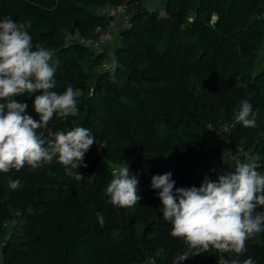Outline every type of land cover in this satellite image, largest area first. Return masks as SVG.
<instances>
[{"label":"trees","instance_id":"trees-1","mask_svg":"<svg viewBox=\"0 0 264 264\" xmlns=\"http://www.w3.org/2000/svg\"><path fill=\"white\" fill-rule=\"evenodd\" d=\"M124 5L131 25L111 49L118 64L113 73L103 69L105 51L69 36L97 39V27L105 29L111 19L100 11ZM162 5L164 13L149 10L143 0H0V20L30 23L33 50L37 44L53 50L52 90L62 94L71 86L78 92V115H54L51 131L80 126L96 140L85 153L87 167L72 170L82 179L67 175L57 158L35 169L0 172V264H173L185 252L189 259L180 264H218L215 250L192 256L182 238L171 236L151 180L171 173L174 193L199 188L205 177L217 181L239 161L231 149L223 151L227 142L253 155L264 174V0ZM41 94L15 97L37 122L34 99ZM244 100L258 110L256 127H233ZM113 166H128L137 177L142 199L136 205L109 203ZM16 179L21 187L13 190L9 181ZM248 257L264 264V232L246 241L238 258Z\"/></svg>","mask_w":264,"mask_h":264},{"label":"clouds","instance_id":"clouds-1","mask_svg":"<svg viewBox=\"0 0 264 264\" xmlns=\"http://www.w3.org/2000/svg\"><path fill=\"white\" fill-rule=\"evenodd\" d=\"M30 23H17L11 17L0 20V172L19 171L25 165L39 168L57 158L69 176L77 180L83 175L73 169L87 167L85 153L96 142L90 130L74 127L67 132H52L49 122L54 115L62 118L77 116L78 92L71 86L62 94L55 87L56 64L53 50L36 45L27 29ZM118 66L113 58L111 70ZM113 80L115 76L111 77ZM42 90L34 99V110L40 114L35 121L25 114L28 105L15 97L32 95ZM258 110L244 100L235 114V123L243 127H256ZM40 129L41 131H37ZM47 130V135L45 131ZM258 165L237 161L234 171L220 175L217 181L205 177L199 188H175L171 173L155 175L151 187L159 189L162 218L172 226L171 236L182 238L192 251V256L215 250L218 264H254L251 257L241 261L238 257L246 251V241L264 232V174ZM49 175L54 173L49 172ZM113 179L106 188L109 203L118 207H132L142 199L138 192L139 181L128 166H113ZM9 188L21 187L19 179L10 180ZM101 227L104 216L97 213ZM164 249L156 253L161 255ZM224 253H235L231 260ZM189 259L185 252L173 264Z\"/></svg>","mask_w":264,"mask_h":264},{"label":"built area","instance_id":"built-area-1","mask_svg":"<svg viewBox=\"0 0 264 264\" xmlns=\"http://www.w3.org/2000/svg\"><path fill=\"white\" fill-rule=\"evenodd\" d=\"M126 6H122L118 9L111 7H105L100 11V14L110 17L108 26L104 29L98 26L96 31L98 38L95 40H84L76 35H70V39L73 41H79L84 43L87 47L97 53L104 52L106 48L111 44L112 46L118 41L120 33L131 25L130 16L125 12ZM159 11L164 13V6H159ZM110 45V46H111ZM112 62H106L103 65V69H110Z\"/></svg>","mask_w":264,"mask_h":264},{"label":"rangeland","instance_id":"rangeland-1","mask_svg":"<svg viewBox=\"0 0 264 264\" xmlns=\"http://www.w3.org/2000/svg\"><path fill=\"white\" fill-rule=\"evenodd\" d=\"M146 1L145 4L147 5V7L149 8V10H157L158 7L160 5H162L163 2H165V0H144ZM145 5V6H146ZM111 44H109V46L106 48L105 52L107 53V61L109 62H113V54H112V45L110 46ZM261 61H264V53H262L261 55ZM101 69L98 68V71H100ZM223 129H219V130H215V132L213 133L214 137H213V140L214 141H218L220 137V132L222 131ZM216 136V137H215ZM225 142V141H224ZM224 145V148H223V151L225 153L228 152V149H231L232 152L234 153H237V157H238V160L239 161H243L242 158L244 159V162H251L252 163V160H253V155H244V154H241V152L239 151H236V149L230 144V142H227Z\"/></svg>","mask_w":264,"mask_h":264},{"label":"crops","instance_id":"crops-1","mask_svg":"<svg viewBox=\"0 0 264 264\" xmlns=\"http://www.w3.org/2000/svg\"><path fill=\"white\" fill-rule=\"evenodd\" d=\"M143 2H144V4H145V2H146V1H144V0H143ZM145 5H146V4H145ZM146 7H147V5H146ZM157 10H159V7H158V9H157ZM262 53H264V48H263V51H262Z\"/></svg>","mask_w":264,"mask_h":264}]
</instances>
